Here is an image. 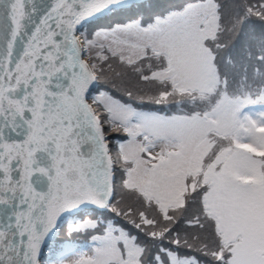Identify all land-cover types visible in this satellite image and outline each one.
<instances>
[{"label":"snow or ice","instance_id":"obj_1","mask_svg":"<svg viewBox=\"0 0 264 264\" xmlns=\"http://www.w3.org/2000/svg\"><path fill=\"white\" fill-rule=\"evenodd\" d=\"M0 264H264V0H0Z\"/></svg>","mask_w":264,"mask_h":264}]
</instances>
